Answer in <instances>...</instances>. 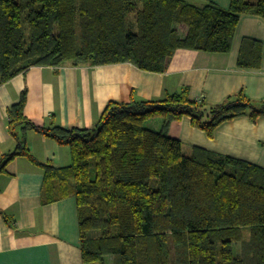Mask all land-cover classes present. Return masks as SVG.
<instances>
[{
	"label": "trees",
	"instance_id": "trees-1",
	"mask_svg": "<svg viewBox=\"0 0 264 264\" xmlns=\"http://www.w3.org/2000/svg\"><path fill=\"white\" fill-rule=\"evenodd\" d=\"M246 15L264 20V0H231L228 9L186 0H0V85L32 66L67 63L163 73L178 50L229 53ZM261 56L259 42L243 40L238 68L259 69ZM25 101L23 93L8 112L17 148L0 171L26 156L43 172L42 205L75 198L83 264H264V169L198 148L186 155L166 132L186 116L212 137L226 121L264 116V102L239 94L209 105L190 101L186 89L160 101L132 95L110 103L91 128L69 130L36 126ZM153 118L163 119L159 132L146 126ZM29 131L67 147L69 165L37 162Z\"/></svg>",
	"mask_w": 264,
	"mask_h": 264
},
{
	"label": "crops",
	"instance_id": "crops-1",
	"mask_svg": "<svg viewBox=\"0 0 264 264\" xmlns=\"http://www.w3.org/2000/svg\"><path fill=\"white\" fill-rule=\"evenodd\" d=\"M191 4L211 2L228 9L231 0H186ZM255 3L257 0H248ZM262 46L257 70L238 68L243 40ZM186 89L190 101L219 105L243 95L254 103L264 102V20L243 16L236 27L230 52L210 54L178 50L163 73L143 71L130 63L102 66L70 63L32 66L0 85V162L17 148L8 130V112L25 93L24 116L36 126L89 129L110 103L136 100L160 101ZM146 126L159 132L162 118ZM166 132L177 139L183 152L194 148L231 157L264 169V116L255 121L239 117L219 125L208 137L184 116L171 121ZM26 148L40 163L64 168L69 149L44 135L26 133ZM43 172L26 156H16L0 171V264H83L80 251L78 210L74 197L41 204Z\"/></svg>",
	"mask_w": 264,
	"mask_h": 264
},
{
	"label": "rangeland",
	"instance_id": "rangeland-1",
	"mask_svg": "<svg viewBox=\"0 0 264 264\" xmlns=\"http://www.w3.org/2000/svg\"><path fill=\"white\" fill-rule=\"evenodd\" d=\"M180 32L183 34L184 30H183V29H180ZM244 235L247 236V235H248V231H245V232H244ZM105 264H112V258H111V257L108 258V259L106 260V263H105Z\"/></svg>",
	"mask_w": 264,
	"mask_h": 264
}]
</instances>
